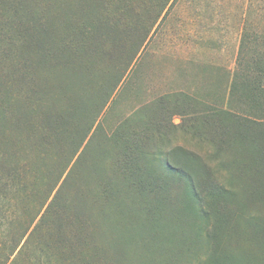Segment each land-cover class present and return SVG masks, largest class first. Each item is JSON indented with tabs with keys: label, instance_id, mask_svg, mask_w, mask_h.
Segmentation results:
<instances>
[{
	"label": "rangeland",
	"instance_id": "obj_1",
	"mask_svg": "<svg viewBox=\"0 0 264 264\" xmlns=\"http://www.w3.org/2000/svg\"><path fill=\"white\" fill-rule=\"evenodd\" d=\"M50 12L58 17L54 35L62 34L66 17L88 32V17L114 16L125 31L146 27L157 12L116 101L89 133L79 124L70 137L58 130L59 116L77 92L87 99L91 87L80 93L72 73L44 60V45H57L45 31ZM240 44L246 55L239 54ZM120 46L110 41L104 47L111 60L95 49V67L116 61L124 52ZM247 69L264 87V0H0V264H154L137 260L119 236L116 205L140 197H129L131 186L115 176L121 152L111 136L123 132L119 126L129 113L175 93L246 112L232 102L229 78ZM179 192L173 187L165 203L174 205ZM138 203L153 205L154 196ZM179 263L189 264L185 258Z\"/></svg>",
	"mask_w": 264,
	"mask_h": 264
},
{
	"label": "trees",
	"instance_id": "obj_2",
	"mask_svg": "<svg viewBox=\"0 0 264 264\" xmlns=\"http://www.w3.org/2000/svg\"><path fill=\"white\" fill-rule=\"evenodd\" d=\"M54 16L46 20L45 31L47 35L52 32L57 45H44V60L75 75L69 79L79 84L80 93L91 87L87 99H80L77 92L59 116L58 130L70 137L71 127L79 124L89 133L105 106L116 101L112 102V97L139 56L157 12L149 16L146 27L143 24L125 31L124 23L114 16L112 20L103 14L88 17L92 19L88 32L82 23L72 24L66 17L64 31L55 35ZM70 28L75 38H69ZM123 33L126 41H121ZM110 41L122 42L124 52L107 68L95 67L91 60L95 49L113 57L104 49ZM245 49L240 44L239 54L246 55ZM244 71L235 73L230 98L246 112L175 93L132 111L120 123L123 132L112 134V145L121 152L115 159V176L122 175L131 186L133 192L128 196L140 197L143 203L154 196L153 205L140 206L138 199L132 205L119 202L114 209L120 222L119 236H124L137 260L180 264L179 259L185 258L189 264H264V87L260 76ZM174 116L180 118L179 123H173ZM84 140L85 135L77 142ZM173 187L180 192L174 195L176 203L167 205ZM119 245L117 240L120 250Z\"/></svg>",
	"mask_w": 264,
	"mask_h": 264
},
{
	"label": "crops",
	"instance_id": "obj_3",
	"mask_svg": "<svg viewBox=\"0 0 264 264\" xmlns=\"http://www.w3.org/2000/svg\"><path fill=\"white\" fill-rule=\"evenodd\" d=\"M231 81H232V79L231 78H229V83L231 84Z\"/></svg>",
	"mask_w": 264,
	"mask_h": 264
}]
</instances>
